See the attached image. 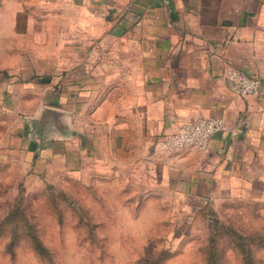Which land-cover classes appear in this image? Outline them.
<instances>
[{"label":"crops","instance_id":"0c3cea01","mask_svg":"<svg viewBox=\"0 0 264 264\" xmlns=\"http://www.w3.org/2000/svg\"><path fill=\"white\" fill-rule=\"evenodd\" d=\"M12 23L36 70L23 85L44 95L35 116L66 112L62 129L27 121L19 134L37 172L175 181L199 201L264 192V0H23ZM232 66L261 77V92L233 91ZM200 115L230 129L205 150L155 151Z\"/></svg>","mask_w":264,"mask_h":264},{"label":"rangeland","instance_id":"374dc122","mask_svg":"<svg viewBox=\"0 0 264 264\" xmlns=\"http://www.w3.org/2000/svg\"><path fill=\"white\" fill-rule=\"evenodd\" d=\"M22 1L0 0V264H205L213 237L219 264H244L230 227L244 234L255 264H264V192L199 201L175 181L155 187L149 179L82 178L59 165L34 169L19 134L44 95L23 85L36 70L13 28ZM35 230L50 256L33 246L28 231Z\"/></svg>","mask_w":264,"mask_h":264},{"label":"built area","instance_id":"2783aa9c","mask_svg":"<svg viewBox=\"0 0 264 264\" xmlns=\"http://www.w3.org/2000/svg\"><path fill=\"white\" fill-rule=\"evenodd\" d=\"M225 78L231 89L241 95L261 92L262 78L250 75L240 68L229 67ZM229 129L230 125L225 117L200 115L186 121L178 130L163 135L155 143L154 149L163 154H177L187 146L205 150L213 135Z\"/></svg>","mask_w":264,"mask_h":264},{"label":"trees","instance_id":"16d2710c","mask_svg":"<svg viewBox=\"0 0 264 264\" xmlns=\"http://www.w3.org/2000/svg\"><path fill=\"white\" fill-rule=\"evenodd\" d=\"M12 211L13 212L19 211L18 204L13 205ZM229 229L230 230L228 233H231L233 238H234V235H236L235 238L232 240V242L234 243V247L236 249H238L240 252H242L244 264H255V259H254L253 253H251L250 249L247 248V243L245 241L244 234H242L241 232H239L237 229H235L233 227H230ZM35 232H36V230H35ZM35 232L31 233L28 231V235L32 240L33 246L43 256H50L49 246L40 238L38 233L37 232L35 233ZM1 234H2V232H0V235ZM216 239L217 238H214V237L211 239V244L209 245V250H208V255H207V261L205 264H219L220 259H222V252L219 248V243L217 242ZM11 250H12V248H11ZM168 254H171V253L168 252ZM164 257H166V255H164L163 258ZM154 261H158V258H156V260L154 259ZM150 263H151V260L147 264H150ZM156 263H160V261H158Z\"/></svg>","mask_w":264,"mask_h":264},{"label":"water","instance_id":"95a60500","mask_svg":"<svg viewBox=\"0 0 264 264\" xmlns=\"http://www.w3.org/2000/svg\"><path fill=\"white\" fill-rule=\"evenodd\" d=\"M66 112L60 108L43 105L37 116H33L31 122L37 124L40 129L52 126L62 129L65 125Z\"/></svg>","mask_w":264,"mask_h":264}]
</instances>
